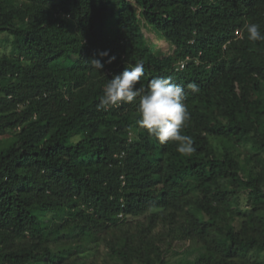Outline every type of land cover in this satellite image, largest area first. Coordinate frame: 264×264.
Segmentation results:
<instances>
[{"label": "trees", "instance_id": "trees-1", "mask_svg": "<svg viewBox=\"0 0 264 264\" xmlns=\"http://www.w3.org/2000/svg\"><path fill=\"white\" fill-rule=\"evenodd\" d=\"M248 23L264 33V0H0V264H264V42ZM137 62V88L185 87L190 155L137 124L139 98L98 106Z\"/></svg>", "mask_w": 264, "mask_h": 264}, {"label": "clouds", "instance_id": "clouds-1", "mask_svg": "<svg viewBox=\"0 0 264 264\" xmlns=\"http://www.w3.org/2000/svg\"><path fill=\"white\" fill-rule=\"evenodd\" d=\"M247 39L251 42H264V33L257 23L245 25ZM241 35V31H237ZM100 58L90 61L94 70L102 73L104 63L102 58L107 57V63L115 60L107 50L98 53ZM144 75V65L137 62L125 67L120 74L109 79L103 88V95L99 107L104 110L118 108L121 104L132 103L138 99L139 119L137 124L145 129L161 144L172 142L176 151L182 155H190L195 151L194 141L190 135L184 133L190 120V112L184 103L186 99L185 87L173 83L171 78L157 77L150 80L147 91L137 88ZM192 91H197V85H187Z\"/></svg>", "mask_w": 264, "mask_h": 264}, {"label": "rangeland", "instance_id": "rangeland-1", "mask_svg": "<svg viewBox=\"0 0 264 264\" xmlns=\"http://www.w3.org/2000/svg\"><path fill=\"white\" fill-rule=\"evenodd\" d=\"M146 34L152 37V40L158 44L159 48H161L165 52H170L169 43L165 39H159L156 36V33L153 31H146ZM5 39H6V35L0 34V55L5 51V46L3 45Z\"/></svg>", "mask_w": 264, "mask_h": 264}]
</instances>
